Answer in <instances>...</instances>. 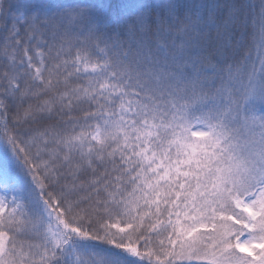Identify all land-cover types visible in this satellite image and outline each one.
I'll list each match as a JSON object with an SVG mask.
<instances>
[{"label": "snow or ice", "instance_id": "1", "mask_svg": "<svg viewBox=\"0 0 264 264\" xmlns=\"http://www.w3.org/2000/svg\"><path fill=\"white\" fill-rule=\"evenodd\" d=\"M0 264H264V0H0Z\"/></svg>", "mask_w": 264, "mask_h": 264}]
</instances>
